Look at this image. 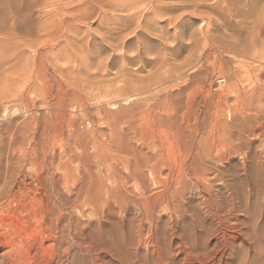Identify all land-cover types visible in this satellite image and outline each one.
<instances>
[{
  "label": "rangeland",
  "instance_id": "1",
  "mask_svg": "<svg viewBox=\"0 0 264 264\" xmlns=\"http://www.w3.org/2000/svg\"><path fill=\"white\" fill-rule=\"evenodd\" d=\"M196 70L204 93L236 73L255 99L211 108L199 128L196 82L177 94ZM0 106L17 128L0 130V185L16 181L0 198V264H264V0H0ZM134 138L198 151L208 180L203 191L187 179L179 212L158 206L142 235L138 194L112 192L105 175L124 171Z\"/></svg>",
  "mask_w": 264,
  "mask_h": 264
},
{
  "label": "bare ground",
  "instance_id": "2",
  "mask_svg": "<svg viewBox=\"0 0 264 264\" xmlns=\"http://www.w3.org/2000/svg\"><path fill=\"white\" fill-rule=\"evenodd\" d=\"M198 71L199 70H196L192 74L188 75V81L184 85L178 86L177 94H180L183 88H186L189 85L192 86L194 82H196L189 91L187 108L192 111L193 118L195 119L197 127L199 128L205 126V120L208 116V112L211 111V108H214L212 113L218 116L220 112L223 111V105H225L227 101H229L231 98H233V104L231 108L234 111L238 110V107L244 109L243 106L240 107L239 105H241L240 103L244 102V100L246 99L245 97H253V99H255V91L251 90V92L247 94V91L244 89V86L241 84V81L237 79L238 75L236 73H232V75L229 73L230 75H228V78H236L234 82H227L225 85L220 87L215 93H213V91H208L207 93H204V77L199 73L197 75V78L192 80V77H196ZM122 90L123 89L121 88H117L115 91L120 93ZM229 107L230 106H228V108ZM0 108L2 109L0 110V113L4 116H7V121L3 125H0V130H2L5 134H9V138H15V132L17 129L15 126L16 118L9 116L8 107L3 106L2 108L0 106ZM248 119L249 117L245 118V120L249 122L250 119ZM135 123V121L129 122L126 127H124V129H129L132 134L137 133L136 129L138 124ZM26 124V122H22L21 125L26 126ZM256 127L260 129V127L258 126H253L251 127V129L254 131ZM223 140V138H214L212 140V145L214 146L213 148H221V146L223 145ZM133 141L137 142V145H132L131 143L127 149H120L119 151L120 154L124 153L121 154L122 156L118 157V159L122 162L124 171L118 172L117 170L111 169V167L107 165L108 169L105 175L106 180L110 183L112 187V192L115 191L122 194L123 189L128 186L131 192H133L134 194H138L137 197L134 196V200L132 202L138 206L140 211L138 232L142 235L144 229L141 220L144 219L147 222L152 223L154 210L158 206L161 207L162 210L170 212V214L179 212L180 206L174 203L173 198L174 195L179 192L178 188L181 187L182 189L185 186L187 179L193 180L196 187H200V189L203 191L208 190V180L204 179L203 176L197 171H195V169L193 168L194 163L196 162V158H198L196 157L198 155V151L196 152V154L191 153L189 158H185L183 155L182 157L180 154H175L172 150L164 148V146L159 147L158 144L153 141L152 138H134ZM110 154L112 153L110 152ZM101 157L103 156L100 155V158ZM22 163L24 164L23 160ZM163 173H165V177L161 178ZM147 181L152 183V185H161L164 188L163 193L159 194L160 196L147 195L146 193H148L149 188V186H147ZM175 184H177L178 186H175ZM15 186L16 181L11 184V188L9 190L3 185H0V198L4 195H8V193H10V190ZM109 190L110 189L108 186L105 185V182L99 178L97 195L101 196L104 193L109 194ZM157 198H161L163 200L162 203L159 205L157 204ZM169 227L170 229H174L176 227V224L174 222H171L169 224ZM151 231L155 230L151 228ZM152 234H154V232H152ZM156 242H154L152 246L155 247V249L158 251L160 245L159 242Z\"/></svg>",
  "mask_w": 264,
  "mask_h": 264
}]
</instances>
